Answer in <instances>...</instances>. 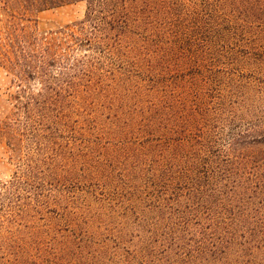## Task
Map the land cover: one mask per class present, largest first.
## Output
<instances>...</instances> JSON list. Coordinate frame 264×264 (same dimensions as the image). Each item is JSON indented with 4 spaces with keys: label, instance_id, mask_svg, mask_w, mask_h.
I'll use <instances>...</instances> for the list:
<instances>
[{
    "label": "trees",
    "instance_id": "trees-1",
    "mask_svg": "<svg viewBox=\"0 0 264 264\" xmlns=\"http://www.w3.org/2000/svg\"><path fill=\"white\" fill-rule=\"evenodd\" d=\"M258 1L0 0L28 24L0 34V139L18 165L0 183V264H264V207L249 203L264 123L226 139L235 112H203L178 84L224 40L264 49ZM78 3L82 21L30 27Z\"/></svg>",
    "mask_w": 264,
    "mask_h": 264
},
{
    "label": "rangeland",
    "instance_id": "rangeland-1",
    "mask_svg": "<svg viewBox=\"0 0 264 264\" xmlns=\"http://www.w3.org/2000/svg\"><path fill=\"white\" fill-rule=\"evenodd\" d=\"M258 3H260L257 0ZM86 14V4L78 3L64 6L58 9L46 11L39 15L36 23L30 27L37 28L38 33L49 32L58 28L82 21ZM28 26L26 21L15 22L0 6V34L4 41L13 42L17 39L20 29ZM190 37L196 44L206 40L195 32ZM249 37L240 40H224V43L216 48L218 59L213 62H206L202 67L201 77L198 73L191 72L178 79L181 88L191 93L194 103L205 112L210 103L211 108L219 109V105H227V108L235 113L223 111L226 139L237 127L245 128L248 122L251 125L264 123V49L260 50L257 45L250 43ZM200 45V44H198ZM215 52V49L213 47ZM225 51V52H224ZM224 52V54H222ZM205 85V100L197 104L196 96L199 87ZM10 83L0 81V95L8 89ZM197 89V90H196ZM204 105V106H203ZM200 106H203L201 108ZM233 107V108H231ZM218 124V125H219ZM246 129V128H245ZM18 172V165L11 157V152L5 142L0 139V183L13 180ZM250 207H264V194L257 198L251 195Z\"/></svg>",
    "mask_w": 264,
    "mask_h": 264
}]
</instances>
